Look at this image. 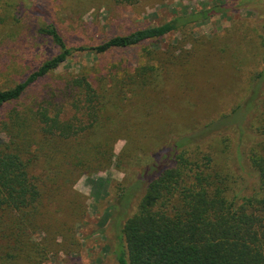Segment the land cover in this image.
<instances>
[{
    "label": "trees",
    "instance_id": "trees-1",
    "mask_svg": "<svg viewBox=\"0 0 264 264\" xmlns=\"http://www.w3.org/2000/svg\"><path fill=\"white\" fill-rule=\"evenodd\" d=\"M31 8L40 12V6ZM218 9L190 12L93 46H71L54 22L39 29L59 53L25 81L0 89V111L16 104L0 119V264H40L53 243L47 237L42 245L33 235L63 228L76 171L113 157L112 136L101 139L94 131L106 121L115 124L112 113L132 95L139 110L130 118L134 148L147 141L146 116L157 96L149 91L166 89L175 70L166 60L153 66L146 60L99 84L80 70L63 85L54 82L44 97L23 102L29 88L77 52L136 47L206 21ZM177 55L170 56L173 65L191 60ZM174 125L166 126L173 132ZM128 161L119 160L134 169ZM136 166L143 172L135 175V189L143 193H120L123 212L112 224L119 239L116 264H264V68L232 113L193 133L173 135ZM77 209L73 214H80Z\"/></svg>",
    "mask_w": 264,
    "mask_h": 264
},
{
    "label": "rangeland",
    "instance_id": "rangeland-1",
    "mask_svg": "<svg viewBox=\"0 0 264 264\" xmlns=\"http://www.w3.org/2000/svg\"><path fill=\"white\" fill-rule=\"evenodd\" d=\"M33 5L40 6L39 13L32 10ZM213 9L218 11L206 21L155 41L101 54L77 52L47 80L29 88L23 102L42 96L54 82L63 85L66 76L80 70L97 84L128 69L134 71L146 60L149 66L166 60L168 68L175 70L166 89L157 94L149 91L157 96L150 101L146 116L147 141L143 139L134 148L135 120L130 118L139 110L132 95L112 113L115 124L106 121L94 131L101 139L112 136L113 157L101 160L91 170L76 171L63 228L39 230L33 235L42 245L47 237L53 243L40 264H116L114 250L119 239L112 224L123 212L120 193L123 189H133L139 197L143 193L141 188L135 189L137 173L143 172L137 162L173 135L193 133L201 124L232 113L250 93L256 72L264 68V0H0V89L25 81L59 53V48L39 33L49 22L58 26L71 46H93L180 15ZM182 52L191 60L173 65L170 56ZM14 105H6L0 119ZM170 122L175 123L173 132L166 126ZM164 125L169 132L163 131ZM123 158L134 169L123 166L119 162ZM76 209L79 215L73 214Z\"/></svg>",
    "mask_w": 264,
    "mask_h": 264
}]
</instances>
